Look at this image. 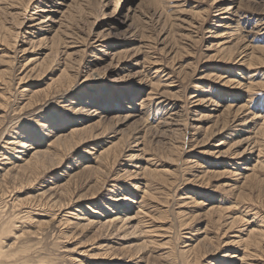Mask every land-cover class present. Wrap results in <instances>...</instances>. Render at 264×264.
Returning <instances> with one entry per match:
<instances>
[{"label":"rangeland","instance_id":"374dc122","mask_svg":"<svg viewBox=\"0 0 264 264\" xmlns=\"http://www.w3.org/2000/svg\"><path fill=\"white\" fill-rule=\"evenodd\" d=\"M0 244L264 264V0H0Z\"/></svg>","mask_w":264,"mask_h":264},{"label":"bare ground","instance_id":"6f19581e","mask_svg":"<svg viewBox=\"0 0 264 264\" xmlns=\"http://www.w3.org/2000/svg\"><path fill=\"white\" fill-rule=\"evenodd\" d=\"M40 11V10H39ZM41 12V11H40ZM42 20H40L39 18L36 20V22L31 26V28L32 27H34V26H36V25H40L42 22H41ZM29 34H31V31H30V33ZM23 135V134H22ZM21 137V136H20ZM22 138L24 139V137L22 136ZM55 141V143L56 144H60V141H61V137L60 138H58V139H56V140H54ZM16 142V141H15ZM25 144V143H24ZM31 149V148H30ZM34 152H36V151H34ZM22 154V153H21ZM30 154H32V153H30ZM44 154V153H43ZM34 155H36V154H34ZM31 156H33V155H31ZM32 158V157H31ZM110 161V160H109ZM25 164H27V166L28 167H33V166H35L36 165V162H33V160H31V159H29V157H28V160H25ZM40 164V163H39ZM27 168V167H26ZM243 169H249L248 167H245V168H243ZM2 192V191H1ZM73 197V196H72ZM123 196H121L120 197V199L122 198ZM125 198V197H124ZM68 203V202H67ZM67 205V204H66ZM64 206V205H63ZM58 208H60V206L58 207ZM54 210V209H53ZM6 223V222H5ZM113 223V222H112ZM86 224V223H85ZM91 224V223H90ZM111 227H112V224H111ZM13 230V229H12ZM12 230H11V232H12ZM14 232H16V231H14ZM68 233V232H67ZM12 234V233H11ZM17 236V235H16ZM17 237H19V236H17ZM12 238V237H11ZM17 239V238H16ZM15 241V240H14ZM15 243V242H14ZM2 245L0 244V257H5V258H7V259H9V258H14V256L16 255V254H18V252H19V248L17 249V250H15L14 252H12L11 251V253H9V252H6L4 249H3V246L1 247ZM17 251V252H16ZM16 252V253H15Z\"/></svg>","mask_w":264,"mask_h":264}]
</instances>
